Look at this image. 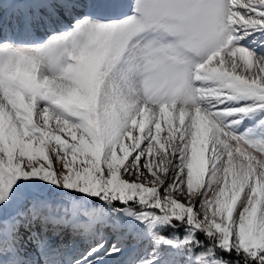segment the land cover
I'll return each instance as SVG.
<instances>
[{"label":"snow or ice","instance_id":"obj_1","mask_svg":"<svg viewBox=\"0 0 264 264\" xmlns=\"http://www.w3.org/2000/svg\"><path fill=\"white\" fill-rule=\"evenodd\" d=\"M0 264H264V0H0Z\"/></svg>","mask_w":264,"mask_h":264}]
</instances>
